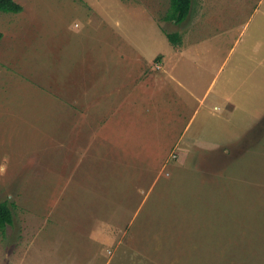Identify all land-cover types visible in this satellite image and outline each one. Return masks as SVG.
Segmentation results:
<instances>
[{
    "label": "rangeland",
    "instance_id": "1",
    "mask_svg": "<svg viewBox=\"0 0 264 264\" xmlns=\"http://www.w3.org/2000/svg\"><path fill=\"white\" fill-rule=\"evenodd\" d=\"M16 1L0 264H264V0Z\"/></svg>",
    "mask_w": 264,
    "mask_h": 264
},
{
    "label": "trees",
    "instance_id": "2",
    "mask_svg": "<svg viewBox=\"0 0 264 264\" xmlns=\"http://www.w3.org/2000/svg\"><path fill=\"white\" fill-rule=\"evenodd\" d=\"M193 0H170V6L164 15L168 20H174L176 23L183 22L190 13ZM23 5L16 0H0V11L20 12ZM3 33L0 31V39ZM169 40L173 44L181 42L180 32H167ZM14 212L9 200H0V228L4 231L6 226L13 224Z\"/></svg>",
    "mask_w": 264,
    "mask_h": 264
}]
</instances>
